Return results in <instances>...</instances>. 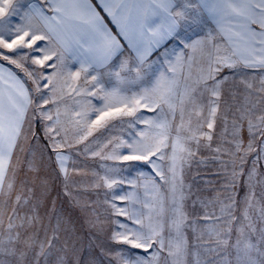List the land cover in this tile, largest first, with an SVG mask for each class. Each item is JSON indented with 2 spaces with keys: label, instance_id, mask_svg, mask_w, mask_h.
Here are the masks:
<instances>
[{
  "label": "snow or ice",
  "instance_id": "obj_1",
  "mask_svg": "<svg viewBox=\"0 0 264 264\" xmlns=\"http://www.w3.org/2000/svg\"><path fill=\"white\" fill-rule=\"evenodd\" d=\"M101 10L115 25L116 34ZM205 16L214 27L201 35L196 29H202ZM169 45L175 47L169 51ZM69 60L79 69H69ZM5 62L23 72L31 90ZM223 69H259L262 74L240 81L247 95L242 110L237 109L239 116H233L231 140L224 135L228 117L220 116V139L230 147L213 148L228 80L220 77ZM105 78L114 82L111 89L105 87ZM72 94L98 97L102 105L77 100L76 108L66 106L62 113L58 102ZM49 104L55 106V116L45 109ZM142 109L156 116L145 118L138 114ZM36 113L51 122L44 133L66 178L65 147L114 128L112 121L126 122L130 129L147 126L131 140L113 137L91 153L103 160L150 164L160 181L139 174L146 199L135 191L112 195L109 203L116 219L111 239L128 246L114 251V264H264V229L254 240L257 229L249 215L255 164L264 158V0H97L95 4L93 0H0V197L14 189L13 156L23 151ZM177 113L179 123H175ZM124 117L132 119L124 121ZM245 121L246 146L241 135ZM93 142L99 143L98 138ZM104 149L109 151L101 155ZM201 149L216 154L212 159L220 161L225 181L211 198L196 195L190 213L187 202L193 193L192 185L185 183V169ZM88 151L85 144L84 152ZM250 153H256L253 167L245 171ZM204 162L202 157L200 163ZM29 170H35L31 163ZM120 171L106 167L99 179L108 189L127 183L135 190L137 181L119 178ZM240 177H246L248 188L242 201L236 199ZM20 200L17 195L15 203ZM3 216L0 208V253L15 257L16 264H40L41 258L53 255L54 264H68L66 251L60 254L56 249L55 232L39 240L27 231L38 215L20 218L13 207L6 229Z\"/></svg>",
  "mask_w": 264,
  "mask_h": 264
},
{
  "label": "rangeland",
  "instance_id": "obj_2",
  "mask_svg": "<svg viewBox=\"0 0 264 264\" xmlns=\"http://www.w3.org/2000/svg\"><path fill=\"white\" fill-rule=\"evenodd\" d=\"M205 28L206 23L204 22L202 29L197 28L196 32H204ZM68 66L69 69L74 71V69L70 67L71 64H68ZM73 66L75 67V65ZM156 66H159V61L157 62ZM223 70L228 71L225 72ZM223 70L220 73V77H227L228 80L223 86L222 90L220 111L218 113L216 126L213 132V148L221 144L225 148L230 147L226 141H221L220 139L221 132L223 131V123L220 119V116L226 114L228 117V132L224 135L226 136L227 140H231V133L233 131V116L234 114L237 117L239 116L237 109L240 108L242 110L245 104V96L247 95V90L245 89L244 85L240 83V81L246 78L249 80L252 77L258 78L262 74L261 72L252 73L248 70L244 71L243 69ZM47 72L50 74L52 69H48ZM104 84L107 89H111V87L114 86V82L107 78H105ZM45 94L47 95V89H45ZM74 96L75 94H72L67 98V100L70 101V104H66L64 108L66 106L69 108L77 107L75 103L77 98H73ZM64 97L59 102L65 101L66 99ZM79 98V100L82 102L85 99L90 100L91 104L97 107L102 105V101L98 97ZM49 105L51 106V104ZM59 105L61 108V104ZM53 106L54 105H52V107ZM259 107L260 106L258 105L257 114H259ZM52 109L55 111V107ZM60 110L62 111V109ZM54 114L55 113H53V115ZM138 114H142L145 118H154L156 116V113L149 112L146 109H142L141 113ZM130 119L132 118H123L124 121H128ZM168 119H171V116H168ZM175 123H179L178 113ZM47 124H50V122L46 120L43 122H38V128L44 132L45 125ZM112 124H115L114 128L95 132L93 136L89 137L88 141H85L83 144H74V146L71 148L65 147L62 149L63 154L68 157L65 165L68 170L67 178L65 177V174L60 171L59 164L55 158V153L50 151V148H47L48 152L46 153L48 163L47 168L40 164V161L42 160L41 153H34L32 160H30V154H27V158L22 160L23 166L21 168H15V170L19 172V176L17 177L15 175L14 177V189L9 195H7V199L1 203L2 207L0 208L4 209L3 228L6 229L8 224V215L11 214L12 208L15 207L16 214L20 218L32 217L33 215L39 216V220L33 222L30 228H27L29 233H35L36 230L38 231V226L40 224L42 225L46 223H52L53 226H55L54 228L51 227L50 229L54 231L47 232V237L51 238L53 232H55L57 237L55 240L56 249L60 251V254H63L65 244L70 243V253L65 257L68 261V264H114V251L117 249H127L128 246L117 244L111 239L112 232L115 227L113 220L116 219V217L112 215V209L110 207L109 201H111L113 194L124 195L125 193L133 191H135L136 194L141 197V199H146L147 197H145V190L142 186H140L143 183V179L139 177V174L144 173L146 177H155V172L150 164H145L143 162H119L103 160L100 158V156H93L91 154L92 151H99L100 146L113 137L131 140L136 132L145 130L147 128V126L144 124H137L134 129H130L126 122L121 124L119 120L112 121ZM205 131H207L206 128ZM35 134L39 138L36 129ZM241 135L243 136L246 146L248 141L246 121L244 122V129ZM34 138L35 137H32L31 140L33 141ZM97 138L99 143H94L93 141L97 140ZM57 139H59V137H57ZM38 141H36L35 145L38 144ZM41 142V144L45 146L43 139H41ZM259 143L260 141L257 139V151H259ZM85 144L89 145V151L87 153L84 152ZM43 145L40 146L42 150L45 148L42 147ZM108 151L109 149H104L101 155L106 154ZM122 151L125 154L127 152L126 149ZM24 154L25 153H17V157ZM214 155L216 154L209 150L201 149L197 156L192 160L190 167L185 169V183L192 185L191 192L193 193V196L187 202V210L190 213L193 212L191 201L192 199H195L196 195L211 198L213 195H215L216 190L221 189L224 184L225 172L221 168L220 161L212 159ZM51 156L52 162L50 166L52 168V174L50 173V162L48 161L50 160ZM255 156L256 153H250L248 155L247 162L244 165L245 171L253 167ZM202 157L205 158L204 163H200ZM221 158L225 161L229 160L227 156H222ZM13 163L16 162L14 161ZM29 163L32 164L35 170H29ZM106 167H117L121 169L119 172V178H122L126 181H137V188L134 190L127 183L115 189L106 188L103 185V182L99 179L100 176L105 174ZM231 167V163L229 162V173L231 172ZM255 167L256 176L254 177L252 184V191L255 193V195L252 198V207L249 209V215L251 217L252 223L257 229V232L252 233L254 240L258 239L259 230L264 229V219H261V211L264 209V184L261 183V181H264V158L256 161ZM10 173L9 177L12 178ZM155 179L158 183H160L159 177H155ZM49 180L52 181L48 182ZM245 180L246 177H240L237 180L236 199L238 201H242L245 197V194L248 192V188L245 186ZM45 182H48V184H53L51 191L52 194L49 196V189L48 193L45 195L49 196L46 200L43 199L41 201H37L39 205L32 204V202L28 199L30 196L34 197L36 194L39 195L41 192L39 189L41 188L40 185H43ZM29 189H31V192ZM35 191H37V193H35ZM15 193L20 194L21 196L19 204H16L15 201L12 200V197ZM117 203L120 204L121 202L117 201ZM124 203L126 204L127 202ZM32 206H35L36 209H34ZM137 207H140V205H137ZM243 207L244 205L242 203L239 204L236 212L238 217L241 215V209ZM144 211L147 212V209H144ZM196 211H199L198 205ZM120 219L123 220L124 218L121 217ZM15 222L19 224L21 220L16 219ZM66 229L70 232H61L62 230L64 231ZM73 230L75 232H71ZM35 234L39 240H44V238H41V235H38V232ZM234 238L235 232H233V241ZM72 241H74V243L79 241L82 243H80L78 247H73ZM72 251H74L73 253H75V255L72 254ZM134 251L137 254H143L142 250ZM11 261L12 264H16V259L14 260L12 255L0 253V264H10ZM28 261H31V254H29ZM54 261L55 255L48 257L46 260L41 258L40 264H54Z\"/></svg>",
  "mask_w": 264,
  "mask_h": 264
},
{
  "label": "crops",
  "instance_id": "obj_3",
  "mask_svg": "<svg viewBox=\"0 0 264 264\" xmlns=\"http://www.w3.org/2000/svg\"><path fill=\"white\" fill-rule=\"evenodd\" d=\"M93 3L95 4V3H97V0H93ZM98 10H100V9H98ZM101 15L102 16H104L105 17V22L108 24V26H109V28H111L112 30H113V33L114 34H116V32H117V29H116V27H115V25L114 24H112L111 23V19L107 16V14L106 13H104L102 10H101ZM204 21H205V23H206V28H205V30H204V32H197V33H199V34H201V35H203L204 33H206L207 31H210V30H212V28L214 27V25L211 23V21H210V19L207 17V16H205L204 17ZM14 22H18V18H14ZM189 35H193V36H195V34L194 33H192L191 32V30H189V33H188ZM121 39V41L123 42V39H122V37L120 38ZM173 47H175L174 45H169V51H171L172 50V48ZM68 64H71V68L72 69H74V71L75 70H78L79 69V65L77 64V63H73L71 60H69L68 61ZM75 65V67L73 66V65ZM5 67H12L13 68V70L17 73V75L20 77V79H22V80H24L25 81V86L26 87H28L30 90L32 89V87H33V85L31 86V81H29L28 79H27V77H25L24 76V74H23V72H21L20 70H18V69H15L14 68V66H9V65H7V63L5 62ZM244 71L245 70H248L249 72H252V73H258V72H261L259 69H256V70H252V69H243ZM223 71H228V70H223ZM239 73H240V71H239ZM33 95L35 96V93H33ZM68 97H70V95H66L64 98L66 99L65 101H61V102H58L59 104H61V108L60 109H62V113H63V111H64V106L67 104V105H69L70 104V101L69 100H67V98ZM73 98H77L76 99V101L77 100H79L80 98L79 97H77V96H74ZM60 106V105H59ZM62 106H63V108H62ZM53 107H55V106H53ZM52 107V105L50 106V105H46L45 106V109L46 110H49V111H52V113H55V111H53V108ZM55 115V114H54ZM62 119H63V117H62ZM43 121H45V120H43V119H41L40 118V116H39V114L38 113H36V114H34V118H32V120H31V133L29 134V138L27 139V141H24L23 142V151H20V150H17L15 153H14V156H13V160H12V166L14 165V169L16 168H21L22 166H23V164H22V160H24L25 158H27V154H30V160H32V157H33V154L35 153V154H37V153H41V155H42V160L40 161V164H42L43 165V167H45V168H47L48 166V163H47V152H48V150H47V148H50V151H53V149H52V146H51V143L49 142V140H47V138H46V136L44 137V132L41 130V129H39L38 128V122H43ZM50 122V121H49ZM51 123V122H50ZM36 127V128H35ZM35 129L37 130V133H38V136H39V138L36 136V134H35ZM32 134V135H31ZM32 137H35L34 138V140L32 141L31 140V138ZM46 138V139H45ZM40 139V140H39ZM41 139H43V141H44V143H45V146L43 145V144H41L42 142H41ZM39 140V141H38ZM36 141H38V144H36L35 145V143H36ZM50 143V144H49ZM41 145H43L42 147H45V148H43V150H42V148L40 147ZM17 153H25L24 155H20L19 157H17ZM40 157V156H39ZM37 160V159H36ZM44 160H45V163H44ZM16 162V163H13V162ZM50 163H49V166L51 165V162H52V156L50 157V160H48ZM38 163V162H37ZM50 168V173L52 174V168H51V166L49 167ZM11 174V173H10ZM50 174V175H51ZM16 176L18 177L19 176V172H17V170H16ZM50 181H52V180H49L48 182H50ZM48 182H45L43 185H40L41 186V188H39L40 189V193H39V195H35L34 197H31L30 196V198L28 199L29 201H31L32 202V204H36V205H39L38 203H37V201H41V200H43V199H47L51 194H52V186H53V184H51V183H49L48 184ZM15 184V183H14ZM38 184V183H37ZM39 185V184H38ZM50 189V192H49V196L47 195V196H45L46 195V193H48V190ZM35 193H37V191H35ZM17 195H20V194H14V196L12 197V200H14V201H16V196ZM7 199V196H3V197H0V207H2V205H1V203H2V201H5ZM34 209H36V207L35 206H32ZM4 208H5V205H4ZM20 216V215H19ZM57 226V225H56ZM39 230L37 231L36 230V232L35 233H39L38 235H41V238H44L45 239V237L47 236V232L48 231H54V230H50L51 229V227L52 228H54L55 226H53V224L51 223V224H40L39 226ZM80 229V228H79ZM61 232H70L69 230H62ZM71 232H75L74 230L73 231H71ZM78 232H79V230H78ZM67 242H70V241H67ZM72 243H73V247H78L79 245H80V243H82V242H77V243H74V241H72ZM69 244L70 243H67V244H65V248H64V250H63V252H65L66 251V253H67V255H69V253H70V249H69ZM74 251H72V254L73 255H75V253H73ZM13 259L15 260L16 258H14L13 257ZM10 264H12V261L10 262Z\"/></svg>",
  "mask_w": 264,
  "mask_h": 264
}]
</instances>
